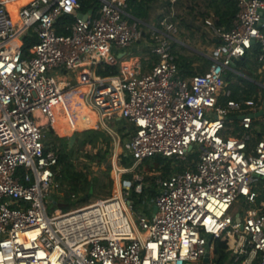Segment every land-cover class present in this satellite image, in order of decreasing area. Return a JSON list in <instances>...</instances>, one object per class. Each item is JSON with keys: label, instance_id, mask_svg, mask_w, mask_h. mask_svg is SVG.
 <instances>
[{"label": "built area", "instance_id": "built-area-1", "mask_svg": "<svg viewBox=\"0 0 264 264\" xmlns=\"http://www.w3.org/2000/svg\"><path fill=\"white\" fill-rule=\"evenodd\" d=\"M13 1L0 0V264H193L215 253L219 239L234 240L228 264H264V213L255 189L264 179V137L255 140L264 114L254 117L264 103L233 100L225 80L234 60L254 46L264 63V0H238L230 29L205 21L219 43L207 71L189 78L180 74L173 48L177 28L166 19L168 35L154 36L158 60L150 71L95 75L101 65L119 64L115 49L141 39L139 24L127 18L129 0H101L98 14L87 18L79 17V0H30L17 21ZM65 15L74 17L69 34L57 31ZM28 34L36 42L25 57ZM76 70L77 86L87 87L83 104L101 120L120 118L134 127L124 143L134 160L127 171L158 155L187 163L185 171L155 179L152 216L131 200L133 187L144 188L134 174L111 198L49 214L60 185L45 128L55 131L60 108L80 88L57 73ZM234 117L239 122L230 128ZM192 152L198 156L190 161Z\"/></svg>", "mask_w": 264, "mask_h": 264}, {"label": "crops", "instance_id": "crops-1", "mask_svg": "<svg viewBox=\"0 0 264 264\" xmlns=\"http://www.w3.org/2000/svg\"><path fill=\"white\" fill-rule=\"evenodd\" d=\"M11 5L15 8H18L19 2L13 1L10 3V7ZM238 9V0L136 1V4H134L132 7H128L127 18L130 22H137L139 24L142 36L140 40L131 46L114 50L119 59V64L117 66L120 68V73L121 70L127 69L130 72L141 74L148 72L153 68L158 60L157 57L152 53L154 36H166L167 31L161 25L162 21L165 19L175 24L177 30H180L178 36H176V34L172 36V42L182 44L185 48V51L182 53L186 57V63H178L180 74L183 77L189 78L196 74L205 73L211 62L210 57L213 54L214 48L219 43V40L212 35L211 30L206 25L205 21L210 19L215 25L225 29H230ZM186 47L192 48V52L186 50ZM235 67L236 66H233L234 72L242 75L236 70ZM96 71L94 70L95 75H97ZM84 92L85 89L82 87L76 91H73L65 100L63 107L60 106L61 108L54 122L56 128L54 131L55 135L59 138H67L69 141V137L74 134L75 131L81 129L91 131V127L99 122L100 124L104 125L106 131L111 134L114 139L115 137L120 139L124 149V143L132 135L134 127L126 121L127 128L121 131L115 125L116 121L124 119L111 118L101 120L98 113L93 108L83 104L82 94ZM71 99L74 100V103L72 106L69 105L68 108L67 106ZM259 99L260 97L256 100ZM232 121L233 122H230L229 124L230 128L238 124L239 118L234 117ZM112 122L115 123V125L113 124L115 129L112 127L111 130L109 124H112ZM40 124L45 125L46 119H44V121ZM85 132L77 131V138L78 135ZM124 134L128 135L122 141L121 138ZM57 182L60 186L55 188L51 193L53 204L56 202L53 198L54 194L63 195L65 193V190H63V186H61L62 184L58 181V179ZM89 203H91L90 199L85 205H88ZM54 205L63 206L58 205L57 202ZM225 241L228 242V250L230 251L229 258L225 263L228 264L232 258L235 243L234 240ZM215 257L216 254L212 253L209 257V263H206L203 259L193 264H214L212 260Z\"/></svg>", "mask_w": 264, "mask_h": 264}, {"label": "trees", "instance_id": "trees-1", "mask_svg": "<svg viewBox=\"0 0 264 264\" xmlns=\"http://www.w3.org/2000/svg\"><path fill=\"white\" fill-rule=\"evenodd\" d=\"M138 0H129L128 7H132ZM80 12L89 13L93 11L94 14H98L101 7V0H79ZM238 13V12H237ZM237 15V14H236ZM74 21V17L70 15L63 16L57 26L58 33L69 34L70 30L68 26ZM36 42V38L32 34H28L24 37L23 53L25 57L30 56V50ZM173 48L175 55L177 56V62L182 64L186 63V57L183 55L185 48L180 44L173 42ZM262 53L260 46H254L252 50L242 58L236 65V70L242 75L237 74L234 71H227L225 74V80L228 84V88L232 90V99L237 101H245L247 99H258L262 82L258 79V69L263 66L264 63L259 62V55ZM180 64V63H179ZM97 76L108 77L120 74V68L118 66H99L96 71ZM230 82V83H229ZM244 84V85H242ZM264 94V93H263ZM258 124V121L255 122ZM119 130L126 129L127 122L125 120L116 121ZM85 132L87 130H77ZM256 133V132H255ZM128 134H124L123 137H127ZM264 137V131L255 134V140H260ZM113 136L106 130H91L83 134L78 135L75 147L70 148L67 138H59L55 135L52 128L46 133L45 146L47 149H53L58 156V164L55 167V171L58 173L57 179L62 184L65 193L63 195L56 194L53 196L57 202V197L67 196L70 194L72 197L78 196V201L81 206L87 204L90 199V191L95 183H97L100 189H104L105 182L99 176L90 178L84 169L79 168L75 164V158H79V154L91 146L92 148H98L95 154L87 152L83 156L89 162V165L95 162L97 165H101L103 160L112 154ZM197 153L192 152L189 155V160L197 158ZM120 165L124 169H130L134 165V160L126 154L120 156ZM141 167H147L146 174L149 172L160 173L163 177H168L174 172H182L188 169L187 163L184 161H178L170 159L161 155L155 156L151 159L144 161ZM194 166H192L193 169ZM112 170L111 164L104 172L105 179L112 186V179L110 176ZM157 176L146 175L144 178V188L142 193H137L133 187L131 190V200L137 210H141L148 214L147 208L151 207V199L156 193L155 179ZM123 180L132 182L134 180L132 173H125ZM111 188V187H110ZM256 191L258 197L256 200V206L264 213V179H260L256 185ZM111 194V191H108ZM59 205V203H58ZM153 208V207H152ZM55 209H62L61 206H57ZM68 211V210H67ZM215 254L217 256V264L222 262L225 264L229 258L230 251L228 250V242L222 239L214 242Z\"/></svg>", "mask_w": 264, "mask_h": 264}, {"label": "rangeland", "instance_id": "rangeland-1", "mask_svg": "<svg viewBox=\"0 0 264 264\" xmlns=\"http://www.w3.org/2000/svg\"><path fill=\"white\" fill-rule=\"evenodd\" d=\"M179 31L180 30L178 29L176 32V36H178ZM180 45H182V44H180ZM186 50H188L189 52H192V48H190V47H186ZM89 68H91V67H89ZM79 73H80V70H76L74 72L68 71L67 74H65L63 71H61V72H58L57 75H58V79H60V80L68 79V80L72 81L77 86L78 85L77 77H78ZM258 79L262 82L261 87L264 88V64L262 67H260L258 69ZM242 85H244V84H242ZM78 87H81V86H77V88ZM82 88H84L85 91L87 90V87H85V86H83ZM263 93H264L263 90H260V93L258 95L260 97V99L262 100V103H264V94ZM40 118L41 119L39 120V123L44 121L43 117H40ZM113 124L115 125V123H113V122H112V124H109V127L111 128V130H112V127H114ZM115 126L118 127L117 124ZM98 129L99 130H106L104 125H102V124L99 125ZM114 129H115V127H114ZM45 130L47 133L49 131V128H45ZM121 140L122 141L124 140L123 135H122ZM74 147H75V145L73 146V148ZM97 149L98 148H92L91 146H88V147H86V149H84L83 152H81L79 154V158L78 159L75 158V160H74L76 166L84 169L90 178H94L96 176H99L105 182L106 188H104V189H100V187L97 183H95V185L93 184L91 191H90V194H91L90 202L91 203H89V204H92L98 200L108 199V198L113 197L117 193L118 189L120 188V186L122 184L121 182L123 181V175L125 173L130 172V171H127L126 169H124L120 165V156L124 153V149H123L122 143L120 142V139L118 137H115V139L113 140L112 154L109 157H107L105 160H103V163L101 165H97L95 162H93L89 165V162L84 158L83 155L87 152H92V154H95L97 152ZM110 164L112 166V170L110 173L111 179L113 181L112 186L108 183V180H106L105 176H104V172L108 169ZM146 169H147V167L137 166L134 170H132L134 177L144 179L146 175H149L152 177L160 175V173H157V172H149L148 174H146V172H145ZM58 173H60V171L57 172V175H58ZM109 190L111 191V194H108ZM54 196H58V195L54 194ZM77 197L78 196L72 197L70 194H68L67 196H63V197H61V196L57 197V203H59V205H63V206H61L62 209H55L57 207L56 205H54L53 203L52 204L48 203L49 214H52L54 211L59 213L60 211H67V210L76 208L78 206H81V204H79ZM240 201L242 203H245L244 198H240ZM246 208L247 209L253 208V205H247V206H245V209ZM147 212H148L149 216H152L154 213V206L147 208ZM242 216L243 217L245 216L244 211H242ZM216 259H217V256H216ZM214 264H217V262H215ZM218 264H222V262H220Z\"/></svg>", "mask_w": 264, "mask_h": 264}, {"label": "water", "instance_id": "water-1", "mask_svg": "<svg viewBox=\"0 0 264 264\" xmlns=\"http://www.w3.org/2000/svg\"><path fill=\"white\" fill-rule=\"evenodd\" d=\"M79 17L87 18V15L80 13ZM263 21H264V13H263ZM238 62H239V60H234L233 66H236L238 64ZM263 114H264L263 111L262 112H258L257 114L254 115V117L258 118V117L262 116ZM76 140H77V135L76 134H73V137L71 139L69 138L68 145H69L70 148H72L75 145ZM54 204H56V202H54ZM156 212H157V207L155 206L154 207V213H156ZM212 242H213V236L209 235V237H208V246H207L208 249L211 247ZM209 257H210V253L208 252L206 254V256L204 257V261L206 263H209V260H210Z\"/></svg>", "mask_w": 264, "mask_h": 264}, {"label": "bare ground", "instance_id": "bare-ground-1", "mask_svg": "<svg viewBox=\"0 0 264 264\" xmlns=\"http://www.w3.org/2000/svg\"><path fill=\"white\" fill-rule=\"evenodd\" d=\"M15 1H16V2H19V6H18V8H15V7H13L12 5H11V7H10V4H9V9H10V11H11V13H12V16H13L14 20L17 21V11H18L19 7L22 6V5H24V4H26V3H28L30 0H15ZM73 103H74V100L71 99V100L69 101L67 107L69 108V105L72 106ZM56 124H57V122H56ZM72 137H73V134H72L69 138L71 139ZM56 213H57V212H56Z\"/></svg>", "mask_w": 264, "mask_h": 264}]
</instances>
